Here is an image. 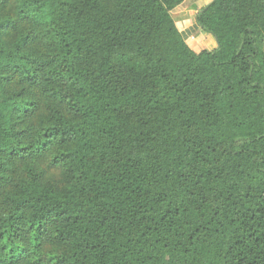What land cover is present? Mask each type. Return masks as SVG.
<instances>
[{
  "label": "trees",
  "instance_id": "1",
  "mask_svg": "<svg viewBox=\"0 0 264 264\" xmlns=\"http://www.w3.org/2000/svg\"><path fill=\"white\" fill-rule=\"evenodd\" d=\"M0 0V264H264V0Z\"/></svg>",
  "mask_w": 264,
  "mask_h": 264
},
{
  "label": "crops",
  "instance_id": "2",
  "mask_svg": "<svg viewBox=\"0 0 264 264\" xmlns=\"http://www.w3.org/2000/svg\"><path fill=\"white\" fill-rule=\"evenodd\" d=\"M213 0H185L172 12L176 27L195 53L212 52L218 48L214 36L205 33L197 24V16Z\"/></svg>",
  "mask_w": 264,
  "mask_h": 264
}]
</instances>
